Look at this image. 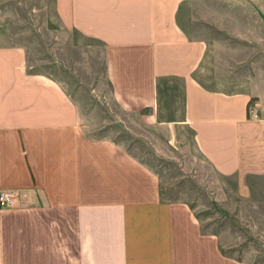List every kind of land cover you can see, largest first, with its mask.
Masks as SVG:
<instances>
[{"label":"crops","instance_id":"crops-1","mask_svg":"<svg viewBox=\"0 0 264 264\" xmlns=\"http://www.w3.org/2000/svg\"><path fill=\"white\" fill-rule=\"evenodd\" d=\"M78 35L88 80L46 54ZM113 126L190 131L264 218V0H0V264H253Z\"/></svg>","mask_w":264,"mask_h":264},{"label":"rangeland","instance_id":"rangeland-1","mask_svg":"<svg viewBox=\"0 0 264 264\" xmlns=\"http://www.w3.org/2000/svg\"><path fill=\"white\" fill-rule=\"evenodd\" d=\"M74 39L68 44H62L60 48L51 40H46L50 43L48 47H50L51 55L46 54L58 64L62 59L67 66H79L81 74L85 80H88L86 62L91 61L93 65L95 58L91 55L88 57L84 50L91 41L79 35ZM92 77L91 74L89 81ZM85 103L87 108L94 106L90 100ZM108 103V106L115 108L113 104ZM131 127L135 129L133 124ZM112 128L116 140L125 144L129 151L136 156L142 155L143 158L150 156L145 163L161 174L162 184L168 190L163 193L167 198L180 199L185 194L202 222L203 229L216 232L225 240L231 239V244H239L241 247L236 249L237 257L250 258L253 264H264V218L258 217L254 203L247 200L242 202L237 197V185L233 180L219 176L205 163L195 151L190 131L182 130L181 136H186L187 141H182L177 145L180 147V153L176 154L177 157L170 155L171 157L162 159L156 156L158 152L155 143L147 145L145 141L138 138L140 134L129 135L127 131L119 132L115 126ZM152 134H157V132L153 131ZM142 135L148 134L142 131ZM153 154L156 157H153ZM214 183L216 187L211 189ZM252 189V197L255 198L254 184ZM224 251L227 252L226 249Z\"/></svg>","mask_w":264,"mask_h":264},{"label":"built area","instance_id":"built-area-1","mask_svg":"<svg viewBox=\"0 0 264 264\" xmlns=\"http://www.w3.org/2000/svg\"><path fill=\"white\" fill-rule=\"evenodd\" d=\"M256 117L257 115L253 113ZM13 202V197L9 192L0 193V208L10 207Z\"/></svg>","mask_w":264,"mask_h":264}]
</instances>
